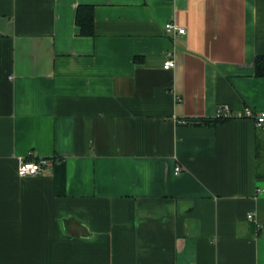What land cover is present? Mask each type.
Listing matches in <instances>:
<instances>
[{"label": "crops", "instance_id": "crops-1", "mask_svg": "<svg viewBox=\"0 0 264 264\" xmlns=\"http://www.w3.org/2000/svg\"><path fill=\"white\" fill-rule=\"evenodd\" d=\"M260 57L264 0H0V264H264Z\"/></svg>", "mask_w": 264, "mask_h": 264}, {"label": "built area", "instance_id": "built-area-1", "mask_svg": "<svg viewBox=\"0 0 264 264\" xmlns=\"http://www.w3.org/2000/svg\"><path fill=\"white\" fill-rule=\"evenodd\" d=\"M165 30L168 34L169 33L179 34V35L186 34V30L184 28H180L175 23L166 24ZM175 67H176L175 60L171 59L170 57H167L164 63V69L170 70V69H174ZM233 117L252 118L255 120L256 125L258 127L264 128V113L255 114L253 111L247 110L243 114H238L234 116L229 106H221L218 108L216 115H215V118H218V119H229ZM51 164H52V161L47 158H40L37 161L23 162L19 166L18 174L22 178L39 176L47 172ZM179 172H180V169L177 170V173Z\"/></svg>", "mask_w": 264, "mask_h": 264}, {"label": "trees", "instance_id": "trees-1", "mask_svg": "<svg viewBox=\"0 0 264 264\" xmlns=\"http://www.w3.org/2000/svg\"><path fill=\"white\" fill-rule=\"evenodd\" d=\"M76 24L80 28V34L83 37L95 36V15L92 6H80L77 11ZM256 73L259 77H264V58L260 57L256 62ZM226 119L215 118V121H224Z\"/></svg>", "mask_w": 264, "mask_h": 264}]
</instances>
